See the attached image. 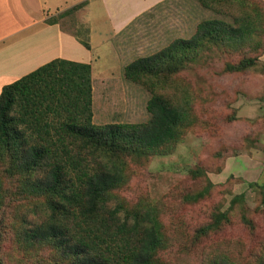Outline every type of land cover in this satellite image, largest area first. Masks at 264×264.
<instances>
[{"label": "rangeland", "instance_id": "obj_1", "mask_svg": "<svg viewBox=\"0 0 264 264\" xmlns=\"http://www.w3.org/2000/svg\"><path fill=\"white\" fill-rule=\"evenodd\" d=\"M238 6L213 10L200 0H165L137 17L115 37L116 64L108 53L101 59L114 71L94 81L93 124L146 122L151 93L125 80L124 66L190 38L203 20L231 22L227 14L237 15ZM69 17L63 26L74 29ZM251 55L213 47L181 71L174 86L159 90L171 97L184 93L192 123L169 153L130 164L127 183L113 193L126 205L143 201L160 209L167 264H264V55L244 71L226 69ZM6 168L0 164V264H70L48 246L23 240L43 219V199L25 191L23 176ZM217 213L227 220L204 232Z\"/></svg>", "mask_w": 264, "mask_h": 264}, {"label": "trees", "instance_id": "obj_2", "mask_svg": "<svg viewBox=\"0 0 264 264\" xmlns=\"http://www.w3.org/2000/svg\"><path fill=\"white\" fill-rule=\"evenodd\" d=\"M200 1L213 10L236 2L238 14H227L231 22L203 20L190 38H177L123 68L125 80L151 93L146 122L93 124L90 64L54 59L3 86L0 164H7L9 175L21 174L24 190L43 199L42 221L24 232L27 244L48 246L70 264H167L161 259L167 238L160 209L143 201L126 205L113 194L127 183L130 164L169 153L192 123L190 99L159 90L174 86V78L213 47L252 54L227 65L231 72L264 55V4ZM82 44L89 49L87 41ZM222 220L226 213H217L202 230L218 228Z\"/></svg>", "mask_w": 264, "mask_h": 264}, {"label": "crops", "instance_id": "obj_3", "mask_svg": "<svg viewBox=\"0 0 264 264\" xmlns=\"http://www.w3.org/2000/svg\"><path fill=\"white\" fill-rule=\"evenodd\" d=\"M163 1L0 0V93L3 86L54 59L90 64L94 91L98 75L114 71L112 67L104 74L108 70L101 59L108 53L116 64L115 37ZM68 16L74 29L63 26Z\"/></svg>", "mask_w": 264, "mask_h": 264}]
</instances>
